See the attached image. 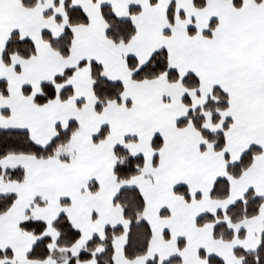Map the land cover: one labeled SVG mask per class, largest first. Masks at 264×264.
I'll use <instances>...</instances> for the list:
<instances>
[{
  "label": "snow or ice",
  "instance_id": "obj_1",
  "mask_svg": "<svg viewBox=\"0 0 264 264\" xmlns=\"http://www.w3.org/2000/svg\"><path fill=\"white\" fill-rule=\"evenodd\" d=\"M0 264H264V0H0Z\"/></svg>",
  "mask_w": 264,
  "mask_h": 264
}]
</instances>
